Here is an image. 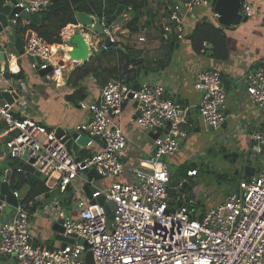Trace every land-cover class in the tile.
<instances>
[{
    "label": "built area",
    "instance_id": "2783aa9c",
    "mask_svg": "<svg viewBox=\"0 0 264 264\" xmlns=\"http://www.w3.org/2000/svg\"><path fill=\"white\" fill-rule=\"evenodd\" d=\"M54 1L17 0L15 7L37 15ZM239 1L243 16L255 15L249 0ZM211 6L213 0L176 1L160 32L167 38L184 40L185 21L193 10ZM17 18L14 15L12 22ZM117 18L109 25L100 20L103 35L95 36L90 46L95 53L109 51L117 45L119 36L131 34L126 28L129 19ZM105 39L108 44H104ZM145 41L143 36L137 38L138 43ZM23 52L24 57L40 61L41 65L32 63V69H52L46 76L48 80L62 78V45H50L29 29ZM2 53L6 64L16 66V58L5 53L0 33ZM242 81L248 99L264 112V67L247 72ZM9 82L0 83V92L16 96L12 105H0L5 138L3 157L27 164L31 161L29 165L46 178V185L54 184L55 188H48L49 191H57L70 200V214L57 201L43 213L56 222L62 221V236L73 243L53 249L34 246L29 231L30 215L18 204L11 219L0 222V257L11 258L16 264H85V254L90 252L94 264H264V129L250 135L262 160L258 174L241 180L236 190L220 203L202 211L183 193L169 195L172 172L164 159L174 158L188 138L186 126L191 108L166 99L162 86L142 82L134 91L112 80L103 86L97 101L80 102L79 109L90 113L91 119L76 128L89 140L83 156L78 152L76 161L55 132L34 121L14 117L13 106L26 105L23 93L27 90L21 84L14 89ZM193 88L200 95L196 110L204 130L218 131L227 122L226 92L220 73L199 72ZM129 102L137 106L133 121L136 128L157 136L152 138L151 154L134 165L124 162L128 140L115 121L123 105ZM87 170H94L104 183L96 186V180H87L83 175ZM197 174L190 170L186 176L192 179ZM182 184L175 186L176 192H182ZM85 186L91 190L89 198L82 196ZM13 196L19 199L18 193L13 192ZM101 197L103 206L96 202ZM108 203L114 204L110 223L104 210Z\"/></svg>",
    "mask_w": 264,
    "mask_h": 264
},
{
    "label": "crops",
    "instance_id": "0c3cea01",
    "mask_svg": "<svg viewBox=\"0 0 264 264\" xmlns=\"http://www.w3.org/2000/svg\"><path fill=\"white\" fill-rule=\"evenodd\" d=\"M147 1L148 9L142 19L143 25L140 27V31L136 34H129L126 37L119 36L116 49L123 50L126 47L141 51L144 58H141L142 64L145 60V63L151 64L152 68H155V65L159 62L166 63L167 61L162 70L150 72L148 75H144L141 67L139 83L147 82L160 85L165 90L164 97L166 99L191 108L188 115L190 123L188 122L186 126L188 138L182 144L180 152L175 156L176 158L170 159L171 161L169 162L167 160L166 163L170 165L177 160V166H181L186 162H193V158L188 157L183 152L188 144L195 143L197 137H204V142L199 145V148L207 149L212 144L213 148L210 149V152L214 155V159L222 160L221 163L216 165L217 169L215 172L217 175L223 176L224 179L235 180L237 178L236 181L238 183L243 179L257 175L261 168L262 160L250 141V135L264 129V112L260 111L248 99L242 79L247 72L261 68L264 65V0H249L255 15L247 17L244 23L228 28L217 23L216 17L212 13L213 6L198 9L195 14L192 13L193 15L186 19L184 28L185 39L178 41V47L173 51L168 47L169 41H171L170 38L164 36L160 32V28L167 20L170 7L178 0ZM239 12L242 15L241 9ZM119 16L122 21H124L122 17H127L130 20L129 11L122 12ZM202 19L212 22L216 27L223 28L229 52L227 61L216 62L209 57L210 54L207 52H201L197 55L192 51L186 38L196 23ZM26 24V22L22 21L19 22L20 29L0 32L5 53L12 54L16 58V66L14 65L13 67L6 63H1L0 70L2 71L3 69L4 72L10 71L9 83L14 86V89L18 88V84H21L29 92L28 99L24 98L26 105L23 107L14 105L13 113L22 120L34 121L53 132L58 129L74 132L78 126L88 123L91 119L90 113L79 109V103L97 101L104 86L89 75L79 83L83 90V100L80 102L68 100L69 96L76 90L68 83L69 76L75 68L85 65L75 64L70 61L68 57V52L71 50L69 39L74 33L82 32V30L77 23L76 25H68L61 31L62 59L60 62L63 65V76L59 79L52 78V80H48L46 78L47 75L44 77L39 76L37 70L31 68L29 59L23 55H18L13 46L15 38H20L24 42L26 32L32 28ZM144 24L149 25L147 27ZM82 33L89 48L90 62L93 57L101 52L95 53L90 47L97 35L85 30ZM140 36L145 37L146 41L138 43L137 38ZM205 49L207 50V46ZM113 65L114 61L111 55L99 57V60L94 61V67L98 68H110ZM10 67L13 70H9ZM136 67L138 68V66ZM206 70H215L220 73L226 92L227 122L218 131L211 132L204 130L199 119L196 105L200 95L193 88L196 75ZM19 72L23 74V79L14 78ZM4 81H7L4 77L0 78V83ZM35 99L37 100L36 103ZM136 107L134 102L125 103L122 107L121 115L115 119V121L119 122L128 140L124 162L131 165L147 158L151 154L153 147L152 137L146 132L139 131L133 123L136 118ZM3 131L4 125L0 122V183L5 178V172L11 169L8 166L12 162V159L3 157L5 153ZM223 150L226 151V154H235L234 157L230 158L233 162H229L225 158L226 154L223 153ZM82 151V149H79V154H82ZM221 151L222 154L219 155ZM208 166L212 167L209 164ZM197 182L199 183V181ZM220 183L221 181L217 184ZM238 183L236 186L230 187L226 193L229 194L235 191ZM101 184V180L95 181L96 186ZM200 185L201 182L195 188H200ZM46 187L55 188L54 184ZM195 193L198 196L197 198H199L195 202L202 203L205 208L220 203L224 198L216 201L215 198L212 199V196L209 195V191L204 192V197H201L198 190H195ZM49 194H58L61 199H51L48 202V199L44 201L43 197H40L38 201L43 202L42 207L29 214L31 242L34 246L45 249L58 248L61 243L59 240H55L56 233L53 232L54 224L58 221L47 218L43 210L50 207L53 201H57L61 209H64L67 213L70 212V200L65 195H61L57 191H52ZM82 196L87 197L86 194L85 196L82 194ZM65 200H68L69 204ZM13 213L14 210L9 212L8 216L3 213L4 221H9ZM36 213L38 215L34 216ZM0 264H16V262L8 257H0Z\"/></svg>",
    "mask_w": 264,
    "mask_h": 264
},
{
    "label": "trees",
    "instance_id": "16d2710c",
    "mask_svg": "<svg viewBox=\"0 0 264 264\" xmlns=\"http://www.w3.org/2000/svg\"><path fill=\"white\" fill-rule=\"evenodd\" d=\"M119 8L121 14L122 12L129 11L130 20L126 24L128 31L131 34L138 33L140 27L143 25L142 19L148 9L147 0H55L45 11L36 15L39 20V26L31 29L48 44L61 45V31L68 25L77 24L75 18L76 13H86L100 20H107L110 19ZM118 18H120V16ZM144 25L148 27L149 24ZM223 31V28L216 27L212 22L202 19L200 22L196 23L186 39L189 41L191 49L195 54L198 55L201 52H207L210 54L209 57L214 61L224 62L228 60L229 52ZM170 40L168 47L171 48V51L176 50L178 47V41L175 37L170 38ZM206 46H211V49L207 51L205 49ZM116 48L117 45L111 46L109 51H101L100 54L93 57L88 64L74 69L69 76L68 83H70L76 90L71 96H69V101L80 102L83 100V90L79 83L89 75L95 78V80L101 85H105L110 80H117L130 88H133L135 84H139L140 77H137V67L133 66L132 60L143 58L142 52L126 47L123 48V50ZM110 55L113 56L114 61L112 67H94L95 60H99V57H108ZM166 63L159 62L155 65V68H152L151 64H146L144 60L141 67L144 75H148L150 72L162 70ZM262 67H264V65H262ZM14 78L23 79V74L19 72ZM14 117L22 120L18 115L14 114ZM191 125H193V123H191ZM223 153L226 154V151L223 150ZM81 155L83 156V154ZM234 156L235 154H226L225 158L229 162H233L230 158ZM17 162L18 161L12 160L8 167L13 168ZM202 167L203 165L199 167L198 164L193 162H186L179 166V176L182 179L177 181L175 175L174 177L177 181L176 185L183 180H187L185 189L182 191L183 194L187 193L186 190L190 188L189 180L191 179L187 178V172L190 170H196L198 173ZM211 173L216 174L212 171ZM216 178L218 182L224 180V177L220 175H217ZM9 187L12 192L19 194L18 204L26 210L28 214H31L37 208L42 207L43 202H39L38 199L43 197L45 201L48 199L50 193L49 189L46 187L45 181H42L35 175L21 171H14L12 173L9 180ZM65 201L69 204L68 200ZM194 206L195 208H199L198 204H194Z\"/></svg>",
    "mask_w": 264,
    "mask_h": 264
},
{
    "label": "water",
    "instance_id": "95a60500",
    "mask_svg": "<svg viewBox=\"0 0 264 264\" xmlns=\"http://www.w3.org/2000/svg\"><path fill=\"white\" fill-rule=\"evenodd\" d=\"M17 0H0V32L6 30H18L19 22H26L28 25L32 28H37L39 26V20L36 15L28 14L25 12L20 11L15 7ZM240 1L239 0H214L213 2V8L212 13L216 17V21L218 24H220L223 27H232L237 26L240 23H244L247 20V17H243L240 14ZM197 10H193V14H195ZM120 8L115 12V14L110 18L105 20V25H109L113 21L116 20V18L120 15ZM14 15H18V18L16 19V22H12V18ZM76 21L77 23L83 28L84 30H90L92 33L102 36L103 35V28L101 26L100 19L93 18L91 15L86 13H76ZM22 29V28H21ZM12 35V34H11ZM69 44L71 46V50L68 52V57L70 61H73L75 64H86L90 60V54H89V48L87 43L85 42L84 35L82 32L74 33L70 39ZM104 44H108V40H104ZM15 50L17 51L18 55L22 56L24 54L23 52V46L24 42L20 38H15L14 44H13ZM211 46H207V50H210ZM0 62L5 63L6 62V56L4 53L0 55ZM36 62L37 64L41 65L40 61L38 59H32L29 58V63L32 64ZM132 64L134 67L138 66L137 68V77L140 76V68L142 64L141 59L132 60ZM3 72V77L5 80H10L8 72ZM39 76L44 77L52 72L51 68H48L45 71H39L37 70ZM138 84H135L133 86V90L137 91ZM0 105L3 104V102L8 103L10 105L13 104V98L15 99L16 96L14 94H10L8 91H1L0 92ZM130 99L132 97L130 96ZM136 105V104H135ZM55 136L57 138H62V143L65 145V148L74 155L76 158V161H79L78 158V151L79 149H84L86 144L88 143V138H86L82 133L79 132H71V131H65L62 129H58L55 131ZM152 138H156L157 136H151ZM97 140V139H96ZM99 141V139H98ZM32 163L31 161L29 164ZM29 164L23 163L21 161H18L17 164L7 170L5 172V178L0 183V222L4 221L3 212L6 208H15L18 205V200L15 199L13 196V192L11 191L9 187V180L14 171L21 170L22 172L29 173L32 175H35L36 177L40 178L42 181H45L46 178L43 175H40L39 172L35 171ZM84 177L87 180H100V177L97 175V173L94 170H87L83 172ZM176 181L174 178V175L171 174L169 177V195L170 197H173L175 194L181 195L182 192H176L175 189ZM186 182H183L181 186V190L183 191L185 189ZM84 192L87 196V198L90 197L91 190L88 186L84 187ZM96 202L103 206L104 199L98 198ZM172 205V202H169V206ZM114 209L113 203H108L106 206H104L105 213L108 216V223L113 219V216L111 215V211ZM62 221H58L54 224L53 232L56 233L55 240H59L61 243V247H64L67 243H73L72 239L64 238L62 236L63 234V228H62ZM78 242H81L80 240ZM88 248V247H87ZM85 264H94L93 258L90 252H87L84 257Z\"/></svg>",
    "mask_w": 264,
    "mask_h": 264
},
{
    "label": "rangeland",
    "instance_id": "374dc122",
    "mask_svg": "<svg viewBox=\"0 0 264 264\" xmlns=\"http://www.w3.org/2000/svg\"><path fill=\"white\" fill-rule=\"evenodd\" d=\"M23 96L26 99H28L29 92L27 91L26 93H23ZM36 102H37V100L35 99V103ZM202 142H204V137L203 138L197 137L195 143L188 144V146L185 148V150L183 152L188 157L193 158L192 159L193 163L198 164L199 167H201V165H203V167L200 169V172H198L197 176L192 178L191 180H189L190 188H188L186 190L187 193H184V194L186 196H188L190 199H193L195 202V200L199 199V198H197L198 196L195 193V190H198V192L201 194V197H204L205 191H209V195L212 196V199L215 198L216 201H218L228 194L226 192L230 189V187L237 185V183H238L236 181L237 178L235 180H232L230 178H225L224 180H221L220 184H217L218 183V180L216 178L217 174L211 173V171L215 172L217 169V166H216L217 163H221L222 160L214 159V155L211 154V152H210V149L213 148L212 144L207 149L199 148V145ZM217 152H218V150H217ZM221 154L222 153H220L219 155H221ZM172 159L173 158H171V160ZM164 160H165V162H167V160H168V162L171 161L170 159H167V158H165ZM207 163L212 167H209ZM177 165H178L177 160H175V162L173 164H170L169 167H170V171L173 173V175H175L176 180L180 181L182 178H180V176H179L180 171L178 169L179 166H177ZM184 181L187 182V180H183L180 183H182ZM197 181H199V183L201 182V185L199 186L200 188H195L199 184ZM102 183H104V182H102ZM96 184H97V182H96ZM46 186H49V185H46ZM51 199H58L59 200V199H61V196L58 194H49L48 202ZM64 199H66V198H64ZM195 204H198L199 208L202 207L201 208L202 211H205V209L209 208V207L208 208L203 207L202 203H199V202H195ZM12 210H13V208H6L3 213L8 216L9 212H11ZM68 214H70V212H68Z\"/></svg>",
    "mask_w": 264,
    "mask_h": 264
}]
</instances>
